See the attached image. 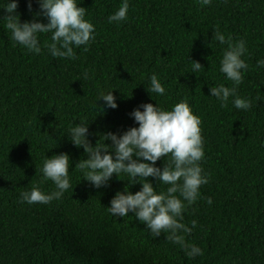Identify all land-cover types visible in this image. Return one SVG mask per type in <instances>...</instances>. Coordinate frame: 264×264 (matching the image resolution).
I'll return each mask as SVG.
<instances>
[{"label":"trees","instance_id":"trees-1","mask_svg":"<svg viewBox=\"0 0 264 264\" xmlns=\"http://www.w3.org/2000/svg\"><path fill=\"white\" fill-rule=\"evenodd\" d=\"M17 2L20 22L32 20L36 0ZM121 2L81 0L96 39L87 51L75 50L76 60L51 57L43 50L46 36L42 54L14 46L0 9V264H264V69L256 68L264 59V0H212L203 8L197 0H129L128 20L109 24ZM217 27L234 41H247L249 70L238 91L252 100L250 110L235 109L231 98L221 107L209 97V87L231 86L219 72L223 46L212 42ZM190 61L203 70L190 72ZM153 73L166 96L146 91ZM109 86L116 88L118 107L102 112L97 91ZM185 97L201 119V165L210 176L184 213L185 224L197 221L186 239L204 253L194 259L166 234L153 238L131 213L110 215L106 208L127 178L114 175L98 189L84 181L73 168L87 157L65 134L87 118L95 144L103 133L138 126L129 113L139 105L169 108ZM60 153L70 157L73 190L49 205L19 203V194L38 181L43 156Z\"/></svg>","mask_w":264,"mask_h":264},{"label":"clouds","instance_id":"clouds-1","mask_svg":"<svg viewBox=\"0 0 264 264\" xmlns=\"http://www.w3.org/2000/svg\"><path fill=\"white\" fill-rule=\"evenodd\" d=\"M39 10L32 20L20 22L16 10L17 0H2L0 9L6 15L2 18L4 27L10 33L14 46L19 45L31 54H42L43 50L53 58L76 60V49L83 47L87 51L96 39V28L86 19L87 10L79 7L78 0H36ZM200 7L211 6L212 0H197ZM129 0H122L118 9L107 18L108 23L117 25L128 20ZM31 11V2L28 4ZM43 17L47 23L40 22ZM41 36L47 39L41 46ZM223 46L219 59V72L224 81L209 87V97H214L221 107H227L231 98L232 106L237 110H250L252 100L239 95V87L244 82L249 64L243 58L248 54L247 41H234L218 27L213 29L212 42ZM190 72L203 70L202 65L190 61ZM257 69H264V59L256 62ZM91 77L87 71L83 79ZM264 84V81L261 82ZM114 87L97 91L95 103L104 112L118 107L113 95ZM146 91L158 97L166 96L163 82L153 73L147 77ZM102 101L101 107L97 102ZM138 126L122 132H106L93 144L89 139V119L82 118L78 124L72 123L65 134L71 143L82 148L86 159H80L73 170L94 188L107 187L115 175L126 177L123 191H117L106 208L113 217L124 218L131 213L143 223L153 238L166 234V241L177 245L186 257L194 259L203 256V250L187 241L197 227L193 219L190 226L185 224L186 209L200 198V188L209 182L210 176L201 165L204 159V139L201 133V119L185 97L165 108L158 103H144L129 113ZM110 142V143H106ZM161 161L162 166H157ZM70 157L66 153L43 156L39 168L38 181L29 190L19 194L18 202L28 205H49L63 199L66 192L73 190L70 175ZM72 170V171H73ZM149 178H152L149 180ZM123 180V179H120ZM125 181V180H123ZM156 182L154 187L153 182ZM51 182L54 188L46 191L43 185ZM139 184L135 193L129 189ZM166 186L157 191V186ZM206 202L211 205L212 199Z\"/></svg>","mask_w":264,"mask_h":264}]
</instances>
